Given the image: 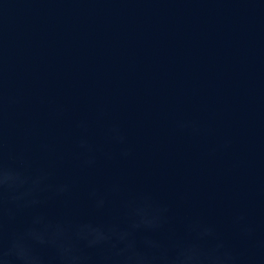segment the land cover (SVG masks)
Masks as SVG:
<instances>
[{
	"label": "water",
	"instance_id": "1",
	"mask_svg": "<svg viewBox=\"0 0 264 264\" xmlns=\"http://www.w3.org/2000/svg\"><path fill=\"white\" fill-rule=\"evenodd\" d=\"M0 64L23 97L13 147L62 157L58 178L76 171V119L114 154L97 111L125 131L132 156L80 173L77 215H92L87 183L120 177L170 203L178 231L195 217L239 244L231 220L245 212L264 236V0H0ZM179 117L212 134L177 132ZM226 138L230 149L211 151Z\"/></svg>",
	"mask_w": 264,
	"mask_h": 264
},
{
	"label": "clouds",
	"instance_id": "2",
	"mask_svg": "<svg viewBox=\"0 0 264 264\" xmlns=\"http://www.w3.org/2000/svg\"><path fill=\"white\" fill-rule=\"evenodd\" d=\"M22 103L0 64V264H264V236L245 212L231 220L239 244L230 243L215 224L195 217L184 218L178 231L170 203L120 177L102 186L87 183L92 215H77L73 205L80 173L96 169L101 159H129L133 149L127 135L118 122H105L106 110L97 111L102 140L118 148L114 154L92 140L87 117L76 119V171L61 179L57 169L62 157L37 163L28 151L13 147L10 116ZM63 113V108L55 110L57 117ZM174 128L193 138L212 134L195 118H176ZM231 143L226 138L211 151L228 150ZM39 151L47 157L53 150L41 143ZM52 204L63 210L50 214Z\"/></svg>",
	"mask_w": 264,
	"mask_h": 264
}]
</instances>
